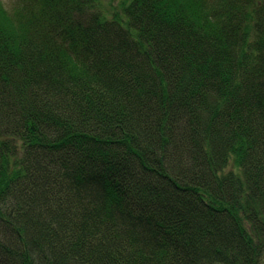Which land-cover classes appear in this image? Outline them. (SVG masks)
Segmentation results:
<instances>
[{
  "label": "trees",
  "instance_id": "1",
  "mask_svg": "<svg viewBox=\"0 0 264 264\" xmlns=\"http://www.w3.org/2000/svg\"><path fill=\"white\" fill-rule=\"evenodd\" d=\"M0 264H264V0H0Z\"/></svg>",
  "mask_w": 264,
  "mask_h": 264
},
{
  "label": "rangeland",
  "instance_id": "2",
  "mask_svg": "<svg viewBox=\"0 0 264 264\" xmlns=\"http://www.w3.org/2000/svg\"><path fill=\"white\" fill-rule=\"evenodd\" d=\"M6 5L10 4L11 0H3ZM122 0H100L101 6L105 9L112 10V5H117V3Z\"/></svg>",
  "mask_w": 264,
  "mask_h": 264
},
{
  "label": "bare ground",
  "instance_id": "3",
  "mask_svg": "<svg viewBox=\"0 0 264 264\" xmlns=\"http://www.w3.org/2000/svg\"><path fill=\"white\" fill-rule=\"evenodd\" d=\"M17 261L20 262V263H22V258L17 259Z\"/></svg>",
  "mask_w": 264,
  "mask_h": 264
}]
</instances>
